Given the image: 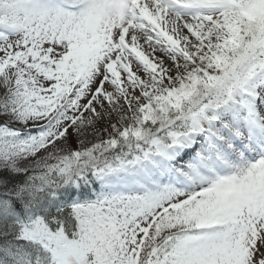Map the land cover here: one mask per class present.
Listing matches in <instances>:
<instances>
[{
  "label": "snow or ice",
  "instance_id": "obj_1",
  "mask_svg": "<svg viewBox=\"0 0 264 264\" xmlns=\"http://www.w3.org/2000/svg\"><path fill=\"white\" fill-rule=\"evenodd\" d=\"M0 264H264V0H0Z\"/></svg>",
  "mask_w": 264,
  "mask_h": 264
}]
</instances>
